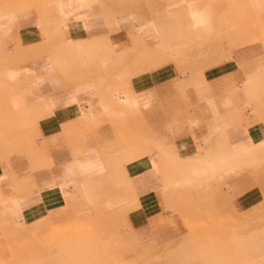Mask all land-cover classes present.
Segmentation results:
<instances>
[{
	"label": "crops",
	"instance_id": "0c3cea01",
	"mask_svg": "<svg viewBox=\"0 0 264 264\" xmlns=\"http://www.w3.org/2000/svg\"><path fill=\"white\" fill-rule=\"evenodd\" d=\"M70 6L63 25L48 4L1 24V216L33 223L81 199L77 184L96 153L110 175L132 174L131 185L123 183L133 205L127 214L132 230L139 236L170 232L160 196L169 169L159 151L148 155L151 167L140 173L138 160L123 164L107 156L118 151L108 149V141L140 131L159 147L174 146L182 158L223 153L234 165L243 143V175L233 182L238 199L262 198L264 0ZM188 11L202 23L197 33ZM141 42L155 57L149 70L130 60ZM162 42L177 52L155 56ZM122 90L134 108L119 107L115 94Z\"/></svg>",
	"mask_w": 264,
	"mask_h": 264
},
{
	"label": "rangeland",
	"instance_id": "374dc122",
	"mask_svg": "<svg viewBox=\"0 0 264 264\" xmlns=\"http://www.w3.org/2000/svg\"><path fill=\"white\" fill-rule=\"evenodd\" d=\"M54 1L58 0H0V12L4 13L0 34L3 21L28 9L51 6ZM177 48L162 42L155 56L166 49L177 52ZM130 60L141 64L143 70L155 66V57L151 58L143 42L130 53ZM2 64L0 55V67ZM10 74L7 69L6 75ZM122 92L130 102L119 103V107L134 108L129 92ZM11 104L15 107L14 97ZM148 141L143 131L117 137L106 147L118 151L107 156L123 164L138 160L135 173L144 172L151 164L142 161L140 153ZM219 145L225 144L220 140ZM242 148L243 143L236 146L235 165L222 153L225 157L218 167L200 168V174L192 176L185 171L186 165L203 164L206 155L182 158L174 146H164L161 150L169 155L164 158L165 152L158 150L173 174L166 175L165 182L172 181L163 186L160 195L169 214L170 232L143 236L132 230L127 216L133 205L123 183L130 186L132 174L122 170L110 175L104 158L93 153L86 173L89 183L83 191L77 189L81 199L33 223L0 214V264H264V193L262 198L243 202L233 184L243 175ZM106 171L109 176L104 180Z\"/></svg>",
	"mask_w": 264,
	"mask_h": 264
},
{
	"label": "bare ground",
	"instance_id": "6f19581e",
	"mask_svg": "<svg viewBox=\"0 0 264 264\" xmlns=\"http://www.w3.org/2000/svg\"><path fill=\"white\" fill-rule=\"evenodd\" d=\"M72 1H74L76 4H77V6L78 7H83V3L84 2H88V0H58V1H54L53 3H52V7H54V9H55V14H56V19H57V23L59 24V25H63V24H65V21L67 20L68 21V17H69V14H70V12H71V10H70V4H71V2ZM72 15V14H71ZM187 15H188V17L190 18V20H191V22H192V24H191V31L193 32V33H197V30H198V23H200V22H197V20H196V18H195V16L190 12V11H188L187 12ZM80 16V15H79ZM2 19H4V13H2V12H0V22H1V20ZM71 20V19H70ZM69 22V21H68ZM200 24H202V23H200ZM157 33V32H156ZM100 39V38H99ZM100 40H102V39H100ZM104 45V44H103ZM103 58V57H102ZM33 81H31V83H32ZM36 81L34 80V83H35ZM37 83V82H36ZM97 92V91H96ZM99 92V91H98ZM97 92V93H98ZM120 92V91H119ZM119 92H117L118 94H115V97H116V95H118L117 96V98H115L117 101H118V103H120V104H127V103H129L130 102V100H127L126 98H127V96L122 92H120L121 94H123L122 95V97L119 95ZM113 94V93H112ZM86 99V98H85ZM112 99V98H111ZM115 101V100H114ZM116 101V102H117ZM79 106V105H78ZM83 109H85V108H83ZM87 109V108H86ZM82 113H84L83 111H82ZM87 113V112H86ZM204 141V140H203ZM205 141H206V138H205ZM208 141V140H207ZM163 146V145H162ZM161 148L162 147H159V146H157V145H155L154 144V142H152V141H148L147 142V145H146V148L140 153V155L142 156V161H148V155H150L151 156V154H152V151L153 150H161ZM161 152L162 153H164L165 151L164 150H161ZM165 155H164V158H166V157H168L169 155H168V153L167 152H165L164 153ZM153 156V155H152ZM151 156V157H152ZM211 157V156H210ZM225 156L224 155H222V153H219V154H215L214 156H212L211 157V159L210 158H207V156L205 157V158H203V164H189V165H186V167H185V171H187V174H188V176H192V175H198V174H200V172H199V169L200 168H204V167H210V166H219L220 165V161L224 158ZM77 162H81V161H79V160H77ZM83 163V162H82ZM210 163H212V164H210ZM91 163H90V165H86V173H87V171H88V169H90L91 168ZM76 168V167H75ZM167 176H172L173 174H172V172H171V170H169V173H167L166 174ZM80 177V176H79ZM189 178V177H188ZM188 178H186V179H188ZM172 180L170 179V180H167L166 182H165V184H168V183H170ZM88 183H89V180L87 179V177L85 176V177H83L82 178V180H81V182L79 183V184H77V189L78 190H81V191H83L84 189H86V186L88 185ZM75 184V183H74ZM58 186V185H57ZM56 187V186H55ZM62 188V187H61ZM66 189H67V187H66ZM17 211V210H16ZM20 213V212H19ZM22 215V214H21ZM15 221H17L18 219H14Z\"/></svg>",
	"mask_w": 264,
	"mask_h": 264
}]
</instances>
